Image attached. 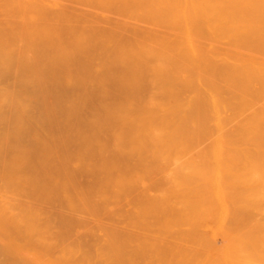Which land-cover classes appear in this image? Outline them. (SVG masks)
Listing matches in <instances>:
<instances>
[{
  "label": "rangeland",
  "instance_id": "374dc122",
  "mask_svg": "<svg viewBox=\"0 0 264 264\" xmlns=\"http://www.w3.org/2000/svg\"><path fill=\"white\" fill-rule=\"evenodd\" d=\"M21 1L22 4H25L27 0ZM34 1L40 2L39 4H41L42 9L40 13L33 14L23 11L17 3L3 4L0 7V38L3 39L6 45L5 47L10 48V53L12 55V61L10 62H3L0 60V264H264V233L259 232L258 234L257 232L256 235L248 236L233 235L230 233L229 228V213L235 210L242 215V219L246 221V223L254 224L257 222L260 223L264 229V183L254 179L246 172L244 161H237L233 164H229L227 171L220 176L225 178L229 183V188L225 189L221 187V184L218 182L220 178L217 180V178L214 177L212 171L213 166H211L216 138L222 134V132H235L237 130L236 126L239 123L244 122V120L252 116L259 117L263 115L264 97H249L248 100L250 102L246 107L240 108L238 115L233 117L229 111L221 110L216 112L215 106L211 102V96H203L196 93L197 91H202L200 88H193L197 90L195 92L191 90L192 88H187V86L185 88V82H182V86V83L178 81L181 87L176 82L175 87L177 91H175L176 89L174 88V91L172 90L173 92H169L171 89L167 90L168 92H163L165 89H163V91L162 89H160L161 91H155V87L152 88L151 86L138 90L139 92L137 93L130 94H119L112 90L104 91L100 82L101 69L99 67V61L101 60L102 64L107 63L105 61H108L110 56L108 60H106V58L104 59V57L107 54L111 55L109 51L113 49H117L118 53L122 52L121 55L118 56H126L127 54L124 51L129 47V44H126L128 45L126 47L125 43L121 42L124 38L121 40L122 36L115 32L118 30H115L116 26L114 27L112 24H118L115 23V21H122V24L125 22L122 25L124 28L121 27V23L118 24L123 30L118 28V26L117 28L121 30L118 31V33L123 32L125 38L128 37L127 39H130L129 36L136 34L135 29L139 28L138 30H140V33L146 35V37L143 36L144 39H141L142 41L145 40L150 33L147 26L149 27L152 23V19H147L151 20V23L148 21L150 24L147 25L148 22L144 23L141 17L144 23L142 27L144 26L143 28L144 30L146 29V33L148 29V34H146L145 31L141 32L143 28L139 27L136 20L133 19L135 18L133 16H136L138 13L135 12L137 9L135 10L134 7L135 11H133L129 7L130 2L134 0H130V2L128 0H123L124 2H122V4L121 2L118 3L120 4L118 6L122 5L123 7V3L126 1L129 2L127 9H129V12L132 10V12L135 13H128V15H131L128 17L130 20H128L127 15H125L128 11H125V13L124 11L121 12L122 9L117 6V10H121L120 12L122 15H120L118 14L120 12L117 11V13L114 11L116 10L115 8L111 10V7L109 8V0H103L102 5H105L104 7L107 8L102 7L101 10L99 6L97 8V6L92 4H88V6L84 4L81 5L75 0L74 2L72 0ZM115 1L116 0H113V2ZM153 1L151 2L153 3L155 11L157 10L156 12L160 14L159 10L161 9L163 13L165 10L162 9L164 8L157 7L159 6L158 2L164 0H156L155 3H158L157 7V3L155 4ZM168 1L166 2L168 3ZM171 1L173 2V0ZM210 1L212 2V0H190L189 2L187 1L188 4H186V0L185 2L181 0L182 3L184 2V4H182L180 0H177V3L180 2V5H185V7L187 5L189 6V3L191 4L190 6H193V3V8H195V6L200 7L201 11L199 7L197 10H193L190 6L188 7L191 9H189V12L192 11L191 13L193 14L194 12L197 13V15L194 14L193 16L190 15L191 13L187 16L188 8H183L184 11H186L185 16V13H183L186 19L189 16L194 18L197 16V20H200V18L208 20L210 18L211 22L212 18L209 17L210 15L208 14V16H206L207 11L211 13L213 10L216 15L218 14L217 12L222 11L220 8L223 7L230 12L229 8H227L229 6L226 0H223L224 3L221 0L223 5L221 2H218V6L220 4L222 5H220L221 7L219 6L220 8L217 7L219 11H217V8L213 7L215 4L212 2V5ZM227 1L232 2L233 0ZM234 1V4L238 3L236 5L237 7L235 5L231 7L233 10L235 8L236 11V8H238L243 1ZM262 1L260 5H258L259 3H255V5L260 6L259 8L261 9L262 7L264 8V5H262L264 0ZM151 2L149 3L151 4ZM239 2H241V4ZM250 2L251 1H249V3ZM133 3L131 2L132 5H136V0ZM162 3L160 2L165 8L169 7H166V5L171 4L170 2V4ZM177 3H172L173 5L171 6L174 7ZM228 3L229 5L233 4L230 2ZM244 3L248 5V8V2L246 3L245 1ZM244 3L239 6V9L241 7V11L242 8L245 7ZM145 4H147V2ZM139 5L141 9L138 8ZM148 5H145L146 11L150 9ZM224 5L226 7H224ZM181 6L179 9H177L178 5L174 7H177V11H173L175 12L173 15L183 12ZM251 6L256 9L254 10L251 8L252 11L257 12L256 7L258 6H254V3L251 4ZM124 7H126V5H124ZM136 7L138 11L140 10V14L141 11H145L143 8L144 6L140 3ZM147 7L149 8L147 9ZM153 7L150 11H153ZM213 8H215L216 11ZM251 9H247V12L243 11L240 14H244L245 12V16H248L247 13L250 12V17L248 16L247 18H251L253 14L256 15L252 17L254 23L251 21L252 19L249 21V24L252 23V28L248 27L249 24L247 25L245 24L246 22L243 21V18H245L244 15H242L241 19L237 18L239 10L235 15L238 20L233 16V18H231L232 20L234 19L235 22H228L232 28H229L227 18V20L224 19L226 20L225 22L221 18L219 20L220 22L218 20L216 21L215 18H213V20L216 22V25L218 24L217 27L220 26L224 29L228 27V33L226 30H223L226 34L232 33L227 36L229 40L233 38L234 40L232 41H236L239 39V35L237 37V34H244L246 32L243 35L246 39L240 36V40L242 39L241 41H243V44L240 43L244 46L245 41L254 33L250 31L251 34L246 35L250 33L248 32L249 28L254 30L253 28L255 26L253 27V24H258L255 30L256 28L259 29L261 25H259V23L264 22L261 21L264 19V12L259 9L260 12L258 11L259 13L256 14V12L252 13L250 11ZM198 10L201 15L197 12ZM227 10L226 13L229 14ZM233 10L232 12L235 14ZM145 12H142V15ZM154 12H151L152 15ZM156 12L155 15L157 14ZM202 12L204 14H202ZM214 12H212V14ZM220 12L217 17H221L220 15L222 13L220 14ZM261 12L262 14H260ZM123 13L125 18L121 17ZM149 13L147 12L145 15L148 16ZM162 13L161 15L157 14L160 20V16L163 15ZM169 13H171L169 14L171 15L170 18H173L172 12ZM116 14L120 15L118 17L122 18L121 21H118V19L121 18H118ZM167 14L168 12L166 13L165 11L162 17L167 16V18H169ZM227 14L222 15L224 17ZM240 14L238 15L239 17H241ZM258 15L263 19H261L260 22L255 19L258 21L256 23L254 18L257 17V19H260ZM147 16L145 17L147 18ZM149 16L151 17V15ZM180 16L182 17V14ZM153 18L155 21L156 19L154 16ZM170 18L168 22H170L169 25H172ZM194 18L191 19L194 20L196 25L199 20H196V23ZM125 19L129 21H127V24ZM159 19L157 18V20ZM144 20L146 22L145 18ZM204 20L203 22H205ZM132 21H134V23H132ZM154 21L153 24H151L152 26L150 25L152 30L154 27L153 25H155ZM183 21L178 19L177 22L172 23H174V25L178 23V26L185 30L186 25H182L185 23ZM191 21H188L187 25ZM236 21L242 22L237 23ZM138 22L140 24L142 23L140 21ZM161 22L162 21L159 23ZM201 22H199L201 27L204 25V28L206 26L209 30L212 28L214 32L220 28H216V26L213 28L212 25L215 24L214 22L212 25L209 22L206 25L201 24ZM243 22H245L244 28H248L246 31L244 29L242 31V28L241 30L239 29L240 26L238 25H242ZM163 23L164 21L161 24ZM179 23L181 24L179 25ZM232 23H237L239 30L234 27L236 24L232 25ZM161 24L159 26H161ZM192 24L190 25L194 28L193 30L199 28H195L197 25L194 26V24ZM209 24L211 28L207 27ZM178 26L176 27L178 28ZM188 26L186 27L187 30H189ZM111 27H114L113 30L115 31H113V33L115 32L114 35L117 34L116 36L121 41H117V38L112 37V31H108V29L112 30ZM241 27H243V25ZM40 28H44L45 31H48L49 35H47V33L38 34L37 30ZM131 28L134 30V33ZM155 28L156 27H154V30L158 31L157 34L159 35V29L157 28L156 30ZM177 28L174 26L175 30H177ZM234 28L237 30L234 31ZM263 28L262 26L260 30H263ZM104 29L107 31H104ZM167 29L163 30L166 31L165 34L162 32L160 35L163 34V36L165 35L167 37L166 33H168L169 35L167 38L169 39L171 38V34L175 37L178 36V34L187 32H181V30L178 29L177 33L173 31V34L172 32L170 33V28ZM191 29L190 31H192ZM200 29L201 28L198 30L202 31ZM207 30L206 33H203V31L202 33L198 32L199 36H201L200 34L207 35ZM209 30L208 32L210 33L212 30ZM219 30H221L219 32L221 34L222 29L220 28ZM190 31H188V34ZM258 31L256 30L255 33ZM195 32L197 33V31ZM225 32L223 33L225 34ZM91 33H101L102 36L111 33L112 36H109L112 38L109 39L113 40L115 38L117 41L113 44V42H115L114 40L113 42L109 41L111 42L109 43L107 40L108 38H104L107 40L104 43L102 38L103 45H109L106 49H110L109 51L105 50L107 54L103 55V58L99 57V50H93L88 55V58L83 54L81 60H61L56 62V60L52 61L54 54L44 49L47 41H58L61 39L62 43L66 45L67 39L71 34L84 36ZM154 33L156 34V32H153L152 37L155 36ZM193 33L194 31L190 35L195 37ZM215 33L210 34V38H208V36L202 37H207L209 44L204 41H208L207 39L202 40L206 44L200 42V44L202 43L201 45L207 46L208 44V46L211 47L210 49H208L209 47L205 49L204 46L198 45L197 41L201 38L195 41V39L191 37L192 44L195 41V45L204 47L203 50L208 51L204 52L201 48L197 49V46L194 47L195 45L193 44V47L196 48V54L194 49L192 51V47H189L193 52V54H190L192 56L188 54L192 58L186 57V52H188L189 48L185 51L188 45L183 47L182 41L186 42L185 37L183 38L184 34L179 35L183 38V40H181L178 36L180 39L177 40L181 42L179 46L182 44V48H186L183 50L180 46L183 52L185 51V53L179 51L181 52V56L183 55L184 57L186 55L184 58H188L189 61L190 59L192 61L193 57H195L196 60H194L198 65L202 66L204 64L203 68L205 71L210 69H206V67L211 64V61H207L206 63V60L202 58L204 57V59H206L207 56V59H210V57L214 58V56H216L217 53H215V55L212 53V51H215L212 50V45L215 43ZM220 34H217V36L219 35L220 37ZM256 34L254 36H256ZM139 35H137V37ZM212 35L214 36L211 37ZM222 35L223 34H221V37L224 38L225 35ZM232 35L234 37H231ZM258 36H260V34H258ZM258 36L257 39H255V37L252 39L258 41ZM135 38L136 36L132 39L135 40ZM159 38L160 36L157 37V40ZM167 38H165V40ZM187 38L190 41V36H187ZM211 38L214 41H210ZM220 38L217 42H221L223 38ZM154 39L156 38L154 37ZM228 39L226 40L229 41ZM130 40L129 42L131 45H134ZM159 40L162 41L161 39ZM171 40L174 41V39ZM188 40L186 44L189 43ZM223 40L222 43L224 45L221 43V46L224 48L227 43H230L224 42ZM250 40L246 43L247 45L252 43ZM124 41L127 40L125 39ZM152 41L151 43L153 45L154 41ZM149 42L150 41H148V43L144 42L145 46H142L146 48L142 47V50L149 49ZM163 42L165 43V41ZM169 42L171 44V41L168 40V42H166L167 44L165 43L163 47L166 48ZM217 42L216 45H218L217 47L219 48L220 44ZM259 42L263 43L264 41L262 42V39L258 41V44L263 48L264 43L262 46ZM134 43L136 44L135 41ZM210 43L213 44L211 45ZM235 43H238L239 47L241 46L239 42ZM146 44H148L149 47H147ZM160 44L155 45L157 48L155 50L165 49H161L163 47ZM174 44L177 43L174 42ZM174 44L172 42V45ZM192 44L190 41V45ZM137 46L139 47L141 45ZM137 46H133L134 49L132 50L130 49L132 47L128 49H130V51H136L139 49H135ZM153 46L151 48H153ZM157 46L161 48L158 49ZM215 46H213V48ZM249 46L256 47L257 43L256 46ZM177 47L175 51L166 49L170 52H177V50H180ZM226 47L224 48L225 50L228 49H226ZM234 47H237L236 44L233 48ZM218 48H216L217 52L220 50ZM229 48V50H232V42ZM250 48L251 47H249V49ZM104 49L105 47H103V51ZM237 49L239 48H236V52L238 53H244L243 51L247 50L246 48H243L244 50L242 51H238ZM155 50H150L154 51L153 53L147 50V53L157 62L160 59L164 60H160L158 63L168 61L165 63H168L167 65L172 68L171 63L175 59V53L173 54V52H171L173 54L171 57L172 54L169 53V51V54H167L166 50V59H162V54L164 53L160 51L158 55L157 52L155 55ZM200 50L204 52V54L208 53V55L210 52L209 50H211L212 55L203 56L204 54L201 52V55L203 54L201 58L200 54L197 55ZM229 50L227 51L228 53L221 50V52L223 51L222 55L218 52L217 56L219 57H215V61L212 59L214 64L209 66L211 69L212 66H217L216 68L219 69L222 60L224 59V62L226 60L224 63L226 67L222 64L223 68L219 70L213 68L214 71L220 75V71L224 72L230 70L229 72H231L235 64L237 62L240 63V61H237V58L240 59L241 54L237 57L234 53L233 57L237 58L233 60L232 54H229ZM233 50H235V48ZM114 52L116 53V51ZM142 52L143 51H141L140 54ZM224 52L226 55L228 54L230 56V59L237 62L234 63L229 61V59H225L228 55L224 57ZM255 52L256 51H253L254 54L252 55L247 53L250 57H246V53L243 54L245 59L241 56L244 60L249 58L247 60L248 62L245 61V63L249 65L246 66V64L240 63V68L237 67L240 64H236V67L242 75L239 72H237V74L244 76L243 79L248 75V79L252 76L253 80H255L256 78L254 79V77H257V74H259L257 72L261 67L256 69L257 67L255 68V65L257 66V64L253 66V64L256 63L254 61L258 60L259 62V55H257V52L255 55ZM258 52H261V50ZM263 52L262 49V54H260L264 57ZM138 53L139 52H137V54ZM147 53H142V57L144 54V58H146ZM250 53L252 52L250 51ZM135 54L133 53V57ZM137 54L135 56H137ZM149 54L147 58L151 59ZM177 54L178 52L176 55ZM194 54L199 56L202 60H199ZM220 55L223 56V59L220 58ZM253 55L256 56V59L251 58ZM118 56L114 55V57ZM155 56H157V58ZM167 56L172 58H169L172 60H170L171 63L167 60ZM126 57H118L121 59L118 60V62L124 61ZM133 57L130 56V60L129 58L127 59L130 61L127 62L129 64L122 61L126 63L125 66L130 65L129 67L127 66V69H129L128 74L125 72L122 73L121 70L123 71V69L120 67H118L120 71L113 67L114 69L112 70H116L117 72H115L114 76L118 74L117 77L121 78L123 74H127V78L148 77L149 79L147 78V80H150L152 76L155 77L153 72L156 71L158 67L156 62L152 64V59L150 60V65H152V67L155 65L156 68H152L151 66L148 67V64L146 65L148 62L143 63L148 69L151 67L150 72L147 69L144 73L143 69L146 67L144 66L145 68L142 69L143 65L141 62L149 60L147 58L143 60V58L139 56ZM158 57L161 58L159 59ZM183 57L179 58L182 60L184 59ZM136 58H138L139 61L142 59L140 62L136 60V62L142 65V67L140 66L143 70L140 69V72L142 71L144 74L142 76H137L140 72H137L138 69L136 66L138 63L135 64L136 62L133 61ZM179 58H176L178 62L180 61L184 65L188 64L186 62L187 60L184 61V59L183 61L185 63H183ZM219 58L222 60H218ZM250 58L251 60L254 59V61L252 60L254 63L251 62ZM242 59H240L241 62H244ZM115 60L117 61V59L114 58V62H116ZM197 60H199V62L203 61L204 63L199 64ZM227 60L231 63L227 62ZM84 61H91L90 64L93 75L89 78L82 76L80 73L86 65ZM111 61L113 62L112 59ZM131 61L133 62V69H137L135 72L131 70ZM177 61H173V63ZM216 61H220L221 63H217ZM249 61L254 68L251 67ZM263 61L264 59L260 61L259 65H262V63L264 64ZM215 62L217 63L216 65ZM108 63L111 62L108 61ZM165 63L162 65H165ZM190 63L188 65H190V69H192L191 73H193L192 75L194 76H192V79L195 80V77L197 78V76H195L197 70L195 69L196 65H194V62L191 63L192 66H195V68L193 67L195 69L193 71ZM113 64L111 63L110 65L114 66ZM116 64L123 65L117 62ZM177 64L178 63H175L176 66ZM230 64H232L233 67L229 69L228 67H231ZM103 65L102 71L105 69L107 70V68L110 69V67H107L109 64L105 65L107 68H103ZM198 65L197 68L199 67ZM244 65L247 68L250 66L251 69H247ZM165 66H160L161 70L158 67L159 70L156 71V75L159 71L161 73L163 68L164 73L158 74L163 77L164 75L162 74H165L164 79H167V75L171 74L167 80H170L172 76L173 80L175 79L174 76L181 79V77L187 76L185 72L189 69V67L186 66L185 69H187V67L188 69L182 70L178 65L177 67L181 70L180 73H182L180 74L174 72L178 68L174 69V71H170V69ZM176 66L173 64V68ZM164 67L170 71V73L167 72L166 74L165 72L167 70L165 71ZM244 67L247 71L242 69ZM182 68L184 69V67ZM237 68L235 72L238 71ZM125 69L124 71H126ZM199 69L201 70L202 68L200 67ZM106 70L103 72L109 74L107 77L110 76V73H112V75L114 74L111 69L110 72ZM200 70L198 74L203 73H200ZM249 70H253L252 73L254 74L255 72L256 74L254 76L250 75V73L248 74ZM261 70L262 69H260V71ZM132 71L135 75H132ZM205 71L204 74L207 73V75H209L208 72ZM118 72L122 75L120 76ZM226 72L223 73L225 75L228 74L226 76L230 74H232L230 76H237L235 73V75H233L234 71L231 73ZM129 73H131V75ZM187 73H190L189 70ZM263 73L264 68L261 71V74L264 76ZM204 74L200 75L199 79L203 77L205 79ZM219 74L216 75L219 76ZM112 75L110 77H113ZM262 75H259L257 79L259 80ZM187 77L191 78V75L189 74ZM210 77L211 76L208 78ZM124 78L122 77L121 79ZM155 78H159L160 81L163 80L159 75ZM189 78L186 79L185 77L182 81L192 80ZM156 79L153 78L152 80ZM175 80L177 81V79ZM148 88H152L153 90L145 91L146 89L148 90ZM181 88L182 91H180ZM156 89L159 90L158 87H156Z\"/></svg>",
  "mask_w": 264,
  "mask_h": 264
},
{
  "label": "bare ground",
  "instance_id": "6f19581e",
  "mask_svg": "<svg viewBox=\"0 0 264 264\" xmlns=\"http://www.w3.org/2000/svg\"><path fill=\"white\" fill-rule=\"evenodd\" d=\"M72 1L74 2V0H72ZM75 1H78L77 3H79V4H81V5L84 4V5H87V6H88V4H89V5L92 4V5L97 6V8H98V6H99V9H100V10H101L102 7L105 6V5H104V6L102 5L103 0H75ZM128 1L130 2V0H128ZM128 1H126V2H128ZM140 1L142 2V1H146V0H140ZM140 1H139V0H136V5H132V4H131V2L133 3V2H135V0L130 2V6H129V7H130L133 11H135V10L137 9V11H135L136 13H137V12H138V13L140 12V10L138 11V8L141 9V6H140V5H139L138 8L136 7V6H138L139 3H140L142 6H144L143 8L145 9V7H146L145 5H148V3L151 2V1H153V0H151V1H150V0H147V1H146L147 4H145L146 2H142V3H144V4H142ZM155 1H156V0H154L153 2L155 3ZM157 1H159V0H157ZM166 1H168V0L159 1V2H158V3H159V6H158V3L156 2V3H157L156 7L158 6L157 8H164V9H162V10H165L166 13L168 12L167 15H168L169 18H170L171 15H169V14H171V13H169V12H172V15H173V13H175V12H173V11H177V10H176L177 7H176V8H174V7L178 5V8H177V9H179L180 6H181V5H180L181 0H180V2H178V3H177V0H175V1L173 0V2H172L171 0L168 1V3H169V2L171 3V4L169 3L170 5H166V4H165L166 7H167V6L170 7V8L167 7V8H169L168 10H166L167 8H165V6H162V5L160 4V2H161V3H162V2L167 3ZM178 1H179V0H178ZM182 1H183V0H182ZM187 1L189 2L190 0H186V4H188ZM193 1H197V0H193ZM215 1H216V3H215ZM215 1L212 0V2L215 4V6L213 5V3H212L211 1H210V2L212 3L213 7L217 8V7H219V6L221 5V4H220V5L218 6V4H219L218 2H221V3H222L223 0H222V1H221V0H220V1H219V0H218V1L215 0ZM233 1H234V0H233ZM233 1L231 2V1H227V0H226L227 5L229 6V7H227V8H229V11H230V12H228V10H227L226 8H223V7H222L223 9L220 8V7L223 5L224 1H223L222 5L219 7L220 10H222L223 12H222V11L220 12V11H219V8H217V9H218L217 11H219L220 14L222 13L223 15H224V14H227V13H226V10H227V12H228L229 14H227L226 16H224L225 18L223 17L222 14L220 15L221 17L218 16V17H219V18H218L217 15H219V12H217L218 14L215 15V12H214L213 10H212V12H214L213 14H212V12L210 13L209 11H207V12H206L207 15H206V13L203 11V12L205 13L206 16H208V14L210 15L209 17L212 18V19H211V22H210V18L208 19L209 21H208V20H204L203 18H202V19L200 18V20H201L202 22H203V20H204L205 22L202 23V22L198 19L199 22H201V24H205V25L208 24V22L211 23V25L215 23L214 25H212L213 28H214V26H216V28H218V27H220V26L217 27L218 24L216 25V22H214L213 18H215L216 21H217V20L219 21L220 18H221L222 20H224V19L227 18V19H228V20L226 19V20H227V23H228V22H233L234 19L232 20V18H233V16H234L235 19H236V16H235V15L237 14V11H238V10H239V12H238L239 14H240L241 12H243V11L247 12V9H251V8L254 9V10H256L254 7H252L253 5L251 6V4L254 3V6H258V5L261 4V1H262V0H261V1L259 0L260 2L257 0L259 4L257 3L256 0H253V1H252V0H249V1L252 2V3L250 2L251 4L249 3L248 0H239V1H243V3L246 1V3L248 2L249 7L251 6L250 8H249V7L247 8L248 5H246V4L244 3L246 8H245L244 6H243V7H244L246 10H245L244 8H242V11L240 10L241 7H240V9H239V6L243 5V3L241 4V2H239L241 5H239L238 8H236V11H235V8H234V10H233V8H232L231 6H234V5L236 6L238 3H237V4H234ZM106 2H108V1H106ZM109 2H110L109 8L111 7V8H110L111 10H112L113 8H115L116 10H114V11H116V12H117V11L120 12V11H121L120 9L117 10V8L120 7V8L122 9L121 12L124 11V13H125V11H128V12L125 13V15H127V18H128L129 16H131V15H130L131 13H134V12H132V10L129 12V9H127V8H128L127 6H128V4H129V2H128V3H126V2L123 3V7H122V5H121V6H118V5H120V4H118V3L121 2V4H122V2H124L123 0H118V1L116 0L115 2H113V0H112V1L109 0ZM109 2H108V3H109ZM112 2H113V3H112ZM175 2H176L177 4H176L174 7L171 6V5L175 4ZM184 2H185V0H184ZM184 2H183V3L181 2V3L184 4ZM228 2H230L231 4L233 3V4H232V5H229ZM234 2H237V1L235 0ZM262 2H263V1H262ZM11 3H17V4H19V7H20L23 11H27L28 13H33V14H34V13H40L41 10H42V9H41V4H39L40 2L38 3V1H34V0H27L25 4H22V1H21V0H0V7H1L3 4H11ZM75 3H76V2H75ZM111 3H112V4H111ZM156 3H155V4H156ZM164 3H162V4H164ZM168 3H167V4H168ZM172 3H173V4H172ZM198 3H199V2H198ZM255 3H257L258 5H255ZM133 4H135V3H133ZM155 4H154V6H155ZM112 5H113V7H112ZM114 5H115V6H114ZM124 5H126V7H124ZM151 5H152V6H151ZM160 5H161V6H160ZM190 5H191V4L189 3V6H190ZM192 5H193V6H190V7L193 8V7H194V4L192 3ZM198 5H199V4H198ZM216 5H217V6H216ZM262 5H264V3H263ZM262 5H261V6H262ZM117 6H118V7H117ZM131 6H132V7H131ZM148 6H150L149 11H146V9H145V11H146V12H145V11L142 9L143 11H141V14H140V13H139V14L137 13L136 16H135V15L133 16V17H135V18H133V17H131V18L135 19V20H136V23L138 24V26L141 27V28H143L144 26L142 27V25H144V23H147L148 21H149V22L151 21V20H147V19H152V21H151L152 23H151V22H150V23L153 24V21H154V20H153V19H154L153 16H154L155 19H156V20H155L156 23H157V22H158V23H157V26H156V23H155V21H154V24H155V25H153V26L156 27V28H155L156 30H157V28L159 29V31H160V32H159V35L157 34L158 31H155V30H154V27H153V30L151 29V26H152V25L148 22L147 25H149V24L151 25V26L149 25L150 28L147 26V28L150 30V33H149V34H150V37H149V34H148V29H147V33H146V29L144 30V28H143V30H141V32L145 31V33L148 34V35H147V36H148V37H147L148 39L145 38V40H142V41H141V39H144V37H146V35H143V33H140V30H138L139 28H138V29H135V30H136V32H135L136 34H134V35H133L134 30L131 28L132 31H133V33H132L133 36H129L131 40H130V39H127L128 37L125 38V35H123V32L118 33V31H121V30H123V28H124L122 25H123L125 22L123 21L124 23H123V24L121 23V22H122V21H121V20H122L121 17H124V18H125V15H124V13H123V16L118 17V16L122 15V13H121V12H120V13L117 12L118 14H120V15H117V14H116L117 17H118V18H121V19H118V18H117V19H118V21H121V22H116V21H115V23H118V24L121 23V27H123V28L121 29L120 26H118V24L115 25V24L113 23L112 25H114V27L116 26V27H115V30H118V31L113 30L114 27H111L112 30L108 29V31H112L113 36H112L111 33H110V34L107 33V34L105 35L106 37H105L104 35L102 36L101 33H99V34L91 33V34L84 35V36H82V35H78V34H71V35L69 36V38L67 39V44H66V45H64V44L62 43L61 39H59L58 41H52V40H51V41H47L48 43H47V42L45 43V47H44V49H45V50H49V52H50L51 54H52V53L54 54V55H53V60H52V61H55V60H56V62H59V61H61V60H68V61H77V60H81V56H82V58H83V54H84V56H85L86 58H88V55H89L90 52L93 51V50H99V57H100V58H101V57L103 58V57H104L103 55H106V54H107V53H105V52H107V51L110 50V49H108V48L106 49V47H108L109 45H106V46L103 45V40H104V43H105V41H107V40H108V42H109V41H112V42H113V40H114L115 42H113V44H115L118 40H120V39H118V37L116 36V35L118 34V35L122 36L121 40L124 38L123 41H121V40H120V41H121L122 43H125V45H126V44H129V47H132V48H130L131 50L134 49L135 45H136V46H137V45H141V46H139V47L137 46V47L135 48V49L139 48V49H137L138 51L136 50L137 52H139L138 54H137V52H136L135 50L130 51V49H128L129 47H128L127 50H125V51H124V49H123V51L126 52L127 55H126L125 53H124V54H125L127 57H128V55H129V57H128L129 60H130V56L133 57V53L135 54V52H136L137 56H139V57L143 58V60H145V59L148 57V54H149V53H147V50L150 51L151 49H152V50H153V49H154V50L157 49L155 45H159L160 42H161L160 45H161L162 47L165 46L164 44H165L166 42H168V40L171 41V44H170V42L168 43L170 46L172 45V42H173V44H174V42L177 43L178 45H177V44H174V45L179 46V43H181V42H179V40H177V39H180V38L182 37V36H179V35H181V34H182L181 32H183V31H187V32H186L187 35H186V33H183V34L186 35V36H184V35L182 34V35H183V38L185 37L186 42H187V40H188V38H189V37L187 38V36H190V38L193 37V36H191L190 34L194 31L193 34H195V37H193V38L195 39V41H196V39L198 40V38H201V39H199L200 41H199V40L197 41V42H198V45H201L202 43H203V44H206V43L209 44V40L207 39V37H206V38H202V37H204V36H208V38H210V34H212V33L214 34V33L216 32V33H215L216 36H214V35L211 36V37H213V36L215 37V43H214V44L216 45V42H217L218 39L221 37V34L225 35L226 32H227V29H228V27H227V29H226V28L224 29V28L220 27V28L222 29V33H221V34L219 33V32L221 31V30H219L220 28H218V30H217L218 33H217V31L214 32V31L212 30V28L210 27V24L207 25V27L211 28V30H212L213 32H212L211 30H209L208 28H206V26H205V28H204V25L202 26V27H203V29H202L200 23H199V22L197 23V21H198V20H197V16H196L197 13L194 12V14H196V15H195L196 18L192 17L194 14L191 13L192 11L189 12V9H190V8H188V7H189L188 5H187L186 7H185V5L181 6L183 12H180V13H179L180 15L182 14V17L185 18V19H183L179 14H177V15L174 14V15L172 16L173 18H170V19H171V20H170V21H171V24L173 25V26H172V25H169L170 22H168V21H169V18H167V16L162 17V16H164V12H165V11L162 13V12H161V9H160V10H159V11H160V14L157 13V12H156L157 10L155 11V8L153 7V3H152V2H151V4L149 3ZM134 7H135V10H134ZM152 7H153L154 9H153V11H150V10H152ZM198 7H199V6H198ZM198 7L195 6V8H193V10H194V9L197 10ZM224 7H226V6L224 5ZM230 7H231L232 9H231ZM236 7H237V6H236ZM259 7H260V6L256 7V8H257V12L254 11V12H256V14L260 12L259 9H260L262 12H264V8L262 7V9H261V8H259ZM104 8H107V7H104ZM124 8H125V9H124ZM148 8H149V7H147V9H148ZM172 8H173V9H172ZM183 8H184V9H187V8H188L187 16H188L189 13H191L190 15H192L191 17L189 16L190 18L188 17L189 19L187 18L188 21H191L193 18L195 19V21L197 20V21H196V23H197L196 25H197V26L195 25L194 20H192L193 22L191 21L188 25H190V24L193 23L194 26H196L195 28H197V27L201 28L200 30H202L203 33H204V32L206 33V30H207V29H208L209 31H211L212 33H211V32L209 33L208 30H207V35L200 34L201 36H199V33H198V32L202 33V31H199V30H198L199 28L196 29V30H193L194 28H193L191 25H190V26L187 25L188 21H187L186 17H184V16L186 15V13H185L186 11H184ZM215 8H213V9L215 10ZM258 8H259V9H258ZM224 9H225V10H224ZM230 9H231V10H230ZM243 9H244V10H243ZM252 9H251L250 11H251L252 13H254V12L252 11ZM102 10H103V9H102ZM171 10H172V11H171ZM190 10H191V9H190ZM199 10L201 11L200 7H199ZM199 10H198L197 12H199ZM210 10H211V9H210ZM232 10L235 12V14H233ZM154 11H155L158 15H161V13L163 14L162 16H160V17H161V20L159 19V16H157V14L155 15V12H154ZM159 11H158V12H159ZM179 11H180V10H179ZM215 11H216V10H215ZM224 11H225V13H224ZM258 11H259V12H258ZM105 12H106V11H105ZM142 12H145V13H147V12H148V13H149V12H150V13H151V12H154V14L152 15V13H151V14L149 13L148 16H147V15H145V13L142 15ZM203 12H202V14H204ZM208 12H209V13H208ZM245 12H244V14H243V13L240 14L241 17H239V16H238L239 14H237V18H240V19H241V18H242V15H244V17H245V18H243V21H245L246 23H245V22L242 23L243 27H241V26H242L241 24L238 25V26H240V28L237 26V23H240V22H242V21H239V22L236 21L237 23H234V24H236V26H234V27H236L237 29L239 28L240 30H241V28H242V31H243V29H244L245 31H246V29H248V28L245 29V28H244V25H245V24L248 25V24L250 23L249 21L252 19V17H253V16H256L255 14H253V16H251V18H247V17L249 16V13H250V12L248 11V12H249V13H247L248 16H245V15H246ZM262 12H261L260 14H262ZM128 13H130V14L128 15ZM183 13H185L184 16H183ZM107 14H108V12H107ZM111 14H112V12H111ZM114 14H115V12H114ZM134 14H135V13H134ZM199 14H200V12H199ZM199 14H198V15H199ZM211 14L213 15V17H212ZM231 14H233V15H231ZM260 14H259V15H260ZM109 15H110V13H109ZM116 15H115V16H116ZM132 15H133V14H132ZM138 15H140V16H138ZM141 15H142V16H141ZM149 15H151L152 18H151ZM165 15H166V14H165ZM200 15H201V14H200ZM200 15H199V16H200ZM259 15H258V16H259ZM263 15H264V13H263ZM110 16H111V15H110ZM145 16H147V18H146ZM176 16H177V17H176ZM179 16H180V18H179ZM215 16H216V17H215ZM227 16H230V17H227ZM261 16H262V15H261ZM111 17H112V16H111ZM136 17H139L140 19H139V18H136ZM141 17H142L144 23H143ZM149 17H150V18H149ZM156 17H157L159 20H157ZM200 17H202V16H200ZM203 17H204V16H203ZM222 17H223V18H222ZM231 17H232V18H231ZM249 17H250V16H249ZM112 18H113V17H112ZM127 18H126V19H127ZM144 18L146 19V22H145ZM166 18H167V19H166ZM174 18H175L176 20H175ZM181 18H182V19H181ZM191 18H192V19H191ZM204 18H205V17H204ZM230 18H231L232 21L230 20ZM246 18H247L248 20H247ZM258 18H260V19H257V17H256V18H254V20L256 19V20H259V22H260V20L263 19L264 16H263V18L260 17V16H259ZM115 19H116V18H115ZM126 19H125V21H126ZM138 19H139V20H138ZM165 19H166V21H165ZM172 19H173V21H172ZM178 19H180V21H183V20H186V21H187V23H186V21H183V22H185V23L182 24V25H184V26L186 25V26H185V30H184V28H181L180 26H178V23H177L176 25H174V23H172V22H177ZM190 19H191V20H190ZM240 19H239V20H240ZM244 19H246V20H244ZM109 20H111V19H109ZM128 20H130V19L128 18ZM128 20H127V21H128ZM212 20H213L214 23L212 22ZM226 20H224V22H225ZM236 20H238V19H236ZM256 20H255V22L257 23L258 21H256ZM127 21H126V24H127ZM138 21H140V22H142V23L140 24ZM160 21H162V22L164 21V23H163L164 26H163V24H161L162 22L159 23ZM206 21H208V22H206ZM247 21H248V22H247ZM251 21L254 23L253 19H252ZM261 21H264V19L261 20ZM128 22H129V21H128ZM167 22H168V23H167ZM219 22H220V21H219ZM222 22H223V21H222ZM234 22H235V21H234ZM130 23H131V22H130ZM132 23H134V21H132ZM165 23H166L167 25H166ZM244 23H245V24H244ZM256 23H255V24H256ZM263 23H264V22H261V23H259V25L261 24V25L264 27ZM139 24H140L141 26H140ZM160 24H161V26H159ZM180 24H181V23H179V25H180ZM193 24H192V25H193ZM228 24H229V23H228ZM234 24L232 23V25H234ZM107 25H108V24H107ZM128 25H129V23H128ZM135 25H136V24H135ZM168 25H169V27H168ZM198 25H199V26H198ZM247 25H246V26H247ZM256 25H258V24H256ZM256 25L253 24V27H254V26L256 27ZM261 25H260V27L258 26L259 29L256 28L257 31L260 30V28H262ZM117 26H118V28H120L121 30L118 29ZM138 26H137V27H138ZM145 26H146V25H145ZM162 26H163V27H162ZM170 26H171V27H170ZM174 26H175V28H177L176 26H178L177 30L174 29ZM187 26H188V29H189V30H187V28H186ZM228 26H229V28H232V26H230V24H229ZM137 27H136V28H137ZM159 27H160V28H159ZM161 27H162V28H161ZM164 27H166V28H164ZM182 27H183V26H182ZM190 27H191L192 29H191ZM248 27H251V28H252V23L249 24ZM255 27L253 28L254 30H252L251 28H249V31L247 30L248 32L252 31V32H254V33H252L253 36H252L251 32H250V33H247L246 35L251 34V37H250L248 40H246V41L244 40V39H246L245 36H243L246 32H245L244 34H243V33H242V34H237V33H236V34H237V37H238V35H239V37H238V38H239V39H238L239 41H238V40H236V41H232V40H234L233 38H231V40L228 39L227 36L230 35V34H232V33H230V34H226L224 38L221 37V38H223L224 40L220 38V39H221V42H217V43L220 44V47H221V48H223V47L221 46V45L223 44V43H222V40H223L224 42H225V41H226V42H229L230 44L227 43L228 45L225 43L227 47L224 46V48H225V47H226V49L228 48L227 50H225L224 48L221 49L220 47L218 48V47H217L218 45L215 46L213 43H212L213 45L210 43V44L212 45V50H215L214 52L212 51V53H213L214 55H215V53H217L216 56L213 55L214 58H213V57H210L211 60H210V59H207V56H206V59H204V57H203V56H205V55H208V53H207V54H206V53L204 54V52H206L207 50H206V51L203 50L204 47H205V49H206V47H207V48L209 47L208 44H207V46H206V45H201V46H204V47L197 46V45L194 44L195 41L193 40V41H194L193 44L195 45L194 47L197 46V49L201 48V50L204 51V52H202V51L200 50V51L198 52L197 55H199V54L201 55V52H202L204 55L202 54L203 56L201 55V58L203 57L202 59H203V60H206V61H205L206 63H207V61H209V62L211 61V64H214V61L216 60L215 57H219V56H217V55H218V52H220L221 55H222V52H223V51H225L226 53H228L227 51L230 49V48H229V45H230V47H231V42H232V50H233L234 48H235V50H233V51H232V50H229V52H230L229 54H232V58H233V60H234V59L236 60V58L238 57L239 54H241V55H240V59H242L241 56L244 57L243 54L246 53V54H245V55H247L246 57H248V56L250 57V55L254 54L253 51H256L258 54L255 52V55H256V54L259 55V56H258V57H259V62H258V60H257V61H254V59H256V58H255L256 56H254V55H253V57L251 56V58H254V59H252V60H253L254 62H256V63H254V62L251 60V58H250V60H251L252 63H254L253 66H254L255 64H257V66L255 65V68L257 67L256 69H258V67H261V68H259V71H260V69L263 70V68H264V67H263L264 64L262 63V65H263V66H262V65H259V63H260L261 60L264 59V57L261 55V54H262V53H261V52H262V49H263V51H264V46H263V43H264V42H263V41H264V37H263V35H264V33H263V32H264V28H263V30L261 29L262 32H261V30L258 31V32H256V33L260 34V36H258V34L255 33V31H256V30H255ZM129 28H130V26H129ZM167 28H168V29L170 28L169 31H170V33L172 32L173 34H174L175 31H176V33H177L178 29H180L181 32H180V30H179V32H180L181 34H178V36H179L180 38H179L178 36H175V37H174V36H172V34H171V38L169 39V38H167L168 35H169L168 33H166L167 37H166L165 35L163 36V34H165V32H166V31H163V30H164V29H167ZM216 28H215V30H216ZM160 29H162V30H160ZM168 29H167V30H168ZM171 29H173V30H171ZM182 29H183V30H182ZM190 29H191L192 31H190ZM204 29H205V30H204ZM223 29L226 30V32H225ZM237 29H236V30H237ZM239 29H238V30H239ZM250 29H251V30H250ZM102 30H103V29H102ZM105 30H106V29H104V31H105ZM127 30H128V29H127ZM151 30H152V31H151ZM236 30H235V28H234V31H236ZM106 31H107V30H106ZM113 31H115L117 34L114 35L115 32L113 33ZM124 31H125V30H124ZM132 31H131V32H132ZM137 31H138L139 33H138ZM173 31H174V32H173ZM188 31H190L191 33L189 32V34H188ZM195 31H197V33H196ZM37 32H38V34H40V33H41V34H42V33H43V34H46V33H47V35H49V32H48V31H45L44 28H40V29H38ZM129 32H130V31H129ZM153 32H156L157 37L160 36L159 39H161L162 41H160L159 39H158L159 41L157 40V37H156V34H155V33H154L155 36L152 37V35H153L152 33H153ZM162 32H164V33L161 34V35H162V36H161L160 33H162ZM223 32H225V34H224ZM229 32H230V31H229ZM238 32H239V31H238ZM137 33H138V34H137ZM176 33H175V35H176ZM208 33H209V35H208ZM227 33H228V32H227ZM240 33H241V31H240ZM261 33H262V34H261ZM121 34H122V35H121ZM139 34L142 35V36H140ZM196 34H197V35H196ZM217 34H220V37H219V35L217 36ZM255 34H256V36H254ZM109 35H111L112 37L117 38V39H116L117 41L115 40V38H114L113 40H112V39H109V38H112V37L109 36ZM137 35L140 36V37L138 36L139 39H138ZM202 35H203V36H202ZM223 35H222V36H223ZM261 35H262V36H261ZM107 36H108V37H107ZM135 36H136L135 40L132 39V38L135 37ZM143 36H144V37H143ZM240 36H241L242 38H244V39H243V40L245 41L244 46L241 45V43H242L243 41H241L242 39L240 40V38H241ZM249 36H250V35H249ZM257 36H258V38H259L258 41H259V40L261 41V39H262V42H263V43H261V42H259V43L262 44L263 48L261 47L260 44H258V41L255 40V39H257ZM142 37H143V38H142ZM151 37H152V38H151ZM154 37H155L156 39H154ZM162 37H163V38H162ZM172 37H173V38H172ZM216 37H217V40H216ZM218 37H219V38H218ZM226 37H227V38H226ZM229 37H230V36H229ZM231 37H234V36L232 35ZM246 37H247V36H246ZM253 37H255L254 40L252 39ZM102 38H103V40H102ZM104 38H106V39L108 38V39L106 40V39H104ZM165 38H167V39L165 40ZM175 38H176V39H175ZM183 38H181V40H183ZM225 38L228 39L229 41H227ZM125 39H126L127 41H124ZM149 39H152V40L154 39V40H153L154 42H153L152 40H149ZM163 39H164V40H163ZM171 39H174V41H172ZM203 39H207L208 41L204 40V41L206 42V43H205V42L202 41ZM250 39H251V40H250ZM56 40H57V37H56ZM129 40H130L131 42H133L134 45H131V43L129 42ZM139 40H140V42H143V43H140ZM147 40L150 41V42H149V46H150V47L148 46V44H146V46L149 47V49H144V50H145V52H144V50H142V49H143V48H146V47H143V46H145V45H144V42H145V43H148ZM155 40H156V42H155ZM176 40H177L178 42H177ZM212 40H213V39L211 38L210 41H212ZM249 40H250V42H252V43L247 45L246 43H247ZM134 41L136 42V44L134 43ZM146 41H147V42H146ZM151 41L153 42V45H154L155 47L152 45ZM157 41H158V42H157ZM163 41H165V43H164ZM188 41H189V40H188ZM190 41H191V44H192V38L190 39ZM190 41H189L188 44H186L185 41H182V44L184 45L183 47H186V46L188 45V46L186 47L187 49H186V48L183 49L182 46H181L182 44H181L180 46H181V48H182L183 50L186 49L185 51H187L189 47H190V48L192 47V51H193V49H194V52H195V54H196V48L193 47V44L190 45ZM213 41H214V40H213ZM230 41H231V42H230ZM121 42H120V43H121ZM183 42H185V43H183ZM197 42H196V43H197ZM200 42H202V43L200 44ZM233 42H234V43H235V42H239V43L241 42V43H240L241 46L239 47L238 43H235L237 47H234V48H233V46H235V44H234ZM250 42H249V43H250ZM106 43H107V42H106ZM109 43H111V42H109ZM109 43H108V44H109ZM122 43H121V44H122ZM137 43H138V44H137ZM150 43H151V44H150ZM155 43H156V44H155ZM158 43H159V44H158ZM221 43H222V44H221ZM253 43H255V44H253ZM256 43H257V46H256ZM166 44H167V43H166ZM242 44H243V43H242ZM245 44H246V45H245ZM116 45H117V44H116ZM116 45H115V46H116ZM142 45H143V46H142ZM151 45L153 46V48H151V47H152ZM169 45H167L166 48L169 49V50H174V51H175V48H176L177 46L172 45V46L170 47ZM185 45H186V46H185ZM189 45H190V46H189ZM223 45H224V44H223ZM249 45H255L256 47H254V46H253V47H254L255 49H256V48H258V49L255 50L252 46H249ZM5 46H6V45H5L4 41H3V39L0 38V60L3 61V62H10V61H12V60H11V59H12V55H11V53H10V48L5 47ZM113 46H114V45H113ZM127 46H128V45H126V47H127ZM133 46H134V47H133ZM180 46L177 47V48L180 49V50H177V52H178L177 55H176L177 52L171 51V52H173V54L175 53V55H176V57H175V55H174V58H175V59H176V58H179V57H181V58L183 57V55L181 56V54H180L181 52H182V53H185V51L183 52V50L180 48ZM213 46H215L216 48H218V49H220V50L217 52V51H216L217 49H216L215 47L213 48ZM247 46H249V47H251V48L249 49V47H247ZM103 47H105L104 51H103ZM110 47H111V46H110ZM120 47H121V45H120ZM123 47H124V45H123ZM142 47H143V48H142ZM157 47H158V49L161 48V47H159V46H157ZM172 47H173V49H172ZM259 47H260L261 49H260ZM140 48H141V49H140ZM164 48H165V47H163V48H161V49H164ZM166 48H165V49H166ZM190 48H189V50H188L189 53L186 52V55H187V56L185 55L186 57H190V56H192V55H190V54H193V52L191 51ZM210 48H211V47H209L208 49H210ZM236 48H239V49H237L238 51H239V50L242 51V50H244L245 48H246L247 50H244V51H243L244 53H242V52L238 53V52H236ZM240 48H241V49H240ZM243 48H244V49H243ZM252 48H253V49H252ZM165 49H164V50H165ZM167 49H166V50H167ZM105 50H107V51H105ZM128 50H129V51H128ZM164 50H158V51L155 50V53H154V54L156 55V52H157V55H158V52L160 53V51H161L162 53L165 54V55L162 54V55H163L162 59H166V55L169 54V53H171V52H170L169 50H167V54H166V50H165V52H164ZM221 50H223V51L221 52ZM248 50H249V51H248ZM259 50H261V52H258ZM111 51H112V52H111ZM111 51H109V52L111 53V55H110V54H107V55L104 57V59L106 58V60H108V59H109L108 57L110 56V59H109L108 61H110L112 64H113V63L116 64V62H117V63H122V64L125 66L127 62H130V61L127 60L128 58H127L126 56H118V55H121L122 52L118 53V52H117V49H113V50H111ZM114 51H116V53H115ZM118 51H120V50H118ZM134 51H135V52H134ZM141 51H143L142 53H144V54L147 53V54H146V55H147L146 58H144V57H145L144 54H143V57H142V53L140 54ZM149 51H148V52H149ZM168 51H169V53H168ZM179 51H181V52H179ZM209 51H210V52H209V55L211 56V55H212L211 50H209ZM231 51H232V52H231ZM250 51H251L252 53H250ZM103 52H104V53H103ZM109 52H108V53H109ZM127 52H128V53H127ZM129 52H132V53H129ZM150 52L153 53L154 51H150ZM190 52H191V53H190ZM207 52H208V51H207ZM225 52L223 53V54H224V57H226V56L228 55V54L226 55ZM112 53H113V54L115 53L114 55H115V56L117 55V56L120 57V58L126 57V59L124 58V59H125L124 61L122 60L123 62H126V63H123L122 61H121V62H118V60H121V59L118 58V57H114V55H113ZM117 53H118V54H117ZM220 53H219V54H220ZM234 53H235V54H234ZM237 53H238V54H237ZM247 53H249L250 55L247 54ZM260 53H261V54H260ZM263 53H264V52H263ZM130 54H132V55H130ZM136 54H135V55H136ZM171 54H172V53H171ZM171 54H170V55H171ZM173 54L171 55V57L173 56ZM179 54H180V55H179ZM188 54H189L190 56H189ZM195 54H194V55H195ZM233 54H234L235 56H237V57H236V58L233 57V56H234ZM122 55H123V54H122ZM135 55H134L133 58L137 57V56H135ZM170 55H169V56H170ZM178 55H179V56H178ZM197 55H195V56H197ZM209 55H208V56H209ZM221 55H220V56H221ZM149 56H150V58L152 57L150 54H149ZM185 56H184V57H185ZM228 56H229V55H228ZM228 56H227L225 59H229V61H232V62H234V63L237 62V61H240L241 64H246V66L249 65L248 63H245V61H247L249 58L246 59V60H244V59H245V57H244V59H242V60H244V62L242 61V62H243V63H242L240 59L237 58V61H233L232 59H230V56H229V57H228ZM155 57L157 58V56H155ZM164 57H165V58H164ZM171 57H168V56H167V60L170 61V60L172 59ZM184 57H183V58H184ZM114 58L117 59V61L115 60L116 62H114ZM133 58H132V59H133ZM141 58H140V59H141ZM158 58H159V57H158ZM160 58H161V57H160ZM160 58H159V59H160ZM169 58H171V59H169ZM190 58H192V57H190ZM190 58H189V59H190ZM197 58H199V56H197ZM201 58H199V60H200ZM220 58L223 59V56H221ZM220 58H219L218 60H220ZM261 58H263V59H261ZM111 59L113 60V62L111 61ZM132 59H131V60H132ZM147 59H148L149 61L145 60V61L141 62L142 65H143V63L148 62V63H146V65L148 64V67H149V66L152 67V65H150V63L152 62V64H153V63L156 62V63L158 64V67H159L160 70H161V67H163V66H165V65L168 67V69H170V71H172V70L174 71V69H177V68H178V67H177L178 65H179V68L182 69V70H187L188 67H189L188 70H189L190 73H187L188 70H187L186 72H185V71H182V72H185V73L187 74V76H188L189 74L191 75V78L185 76L186 79H188V78H189V79H192V76H193V75H192L193 73H191V70H192V69H190V65H188L190 62H191V63L194 62V63H195L194 65H196V68H195V66H192V64L190 63L191 66H192L191 68L194 67L195 69L198 70V69L201 67V68H202L201 70H203V71H201V70L199 69V70H200V73L203 72V73H201V74H198V73H199V70H198V71L196 70V72H195V73H196L195 76H197V78L195 77V80H196V79H199L200 75L204 74V71H205L204 68H203V65H204L203 63H204V62H203V61H200V62H199V60H197V61L199 62V64H201V63L203 64L202 66H201V65H198V63L195 61V60H196L195 57H193V60H192V61H191V59H190V61H189L188 58H187V59L184 58L185 60H184V59L181 60V59L179 58L181 61H183V60L186 61V60H187V61H186V62L188 63L187 65H186V64H185V65L182 64L180 61L178 62V61H177L178 59H176V60L174 59L173 61H177V62H174V63H173V61L171 60L172 63H171V61H170V63L172 64V66H171L172 68H170V67L167 65L168 63H167V64L165 63V62H168V61H165V62H164L165 65H162V64H164V63H158L161 59H160V60L157 59V60H159L158 62H157L156 60L152 59V58H151V59H152L154 62H153L151 59H149V58H147ZM194 59H195V60H194ZM202 59H201V60H202ZM212 59H213V60L215 59V60L213 61ZM222 59H221V60H222ZM257 59H258V58H257ZM99 60H100V59H99ZM136 60L139 61L138 58H136V59L133 60V61L136 62ZM141 60H142V59H141ZM141 60H140V61H141ZM150 60H151V62H150ZM221 60H220V61H221ZM102 61H103V59H102ZM108 61H105V62H107V63H103L104 65L102 64L101 60L99 61V67H100V69H101V78H100V82H101V87H102V89H103L104 91L112 90V91H114V92H116V93H119V94H130V93H137V92H139L138 90H141V89H144V88H146V87H148V86H151L152 88L155 87V91H161L160 89H162V91H163V89H165L166 91L164 90L163 92H168L167 90L171 89L169 92H173V91H174V90H173L174 88L176 89L175 91H177V88L175 87L176 82H177V83H178V81H179L180 83L185 82V83H184L185 88H186V86H187V88H188V87H189V88H192L191 90H194V92L197 91V90H195V89H193V88H200V89H202V91H199V92L197 91L196 93H198V94H200V95H203V96H211V97H212L211 102H212V104L215 106V111H216V112L221 111V110H223V111H229L233 117H235L236 115H238V111H240V108H244V107H246V105L250 102V101L248 100L249 97H254V98L264 97V76L261 74V71H262V70H261L260 72H259V71L257 72V73H259V74H257V77H256V76L254 77V79L256 78L255 80H253V77H252V76H250V78L248 79L249 76H248L247 74H246V75L248 76V77L246 76L247 79H246V78L243 79L244 76H241L242 74L239 72V70H238V68H237V67H240V66H241V64H240L239 62H237L236 64L239 63L240 65L237 66V65L235 64V67H233V66H232L233 63H232V64H230L231 67H228V68L230 69V68L233 67V70H232V71H234V72H233V75L237 74V72H239L241 75H238V74H237V76H230V75H232V74H230L229 76H226V75H228V74H226V75L223 74L224 72L227 71V70H226V71H224V72H223V71H220L221 75L223 74V75L221 76L219 73H216V71H214V69H217V68H216L217 66H216V67H215V66H212V69H211V67H209V66H211V64H209V62H208L209 66L206 67V69H207V68H210L211 70L208 69V70H206L205 72H208L209 75H207V73H205V74H204V75H205V79H204V77H203L202 79H199V80H196V81L193 80V79H192L193 81H192V80H188V81H189V82H188V81H185V80L182 81L183 78H185V77H181V76H180L181 79H180L179 77H175V76H174V78L177 79V81H176L175 79L173 80V78H172L173 76L170 77V78H171L170 80H167V79H169V75H171V74L167 75L168 77L166 76L167 79H164L165 74H162V75H164V77L160 75L161 73H164V72H163V71H164L163 68H162V72H161V73H160V71L157 72V75H159V77H161V78L163 77V78H162L163 80L160 81L159 78H157V79H158V80H157V79L155 78V77H157V75H156V71L159 70V69H158V67L156 68L155 65H153V67L156 68V71L153 70L155 73L152 71V72H153V75L155 74V75H154L155 77H153V76L151 77L150 75H152V74L149 73V74H150L149 76L151 77L150 80H147L148 77H147V78L144 77V78H146V79H144V78H135V77H134V78H130V77L127 78V74H128V72H129V69H127V66L129 67L130 65L125 66V67H126V69H125V67H124L123 65H121V64H116L117 66H116L115 64H113L114 66H112V65H110L111 63H108ZM140 61H139V62H140ZM161 61H164V60H161ZM184 61H183V63H185ZM220 61H218V62L216 61V62L219 63ZM229 61L227 60V62H229ZM84 62H86V65L83 67V69L81 70L80 73L82 74V76H84V77H86V78H89L90 76L93 75V73H92L93 70H92V67H91V64H90L91 61H84ZM103 62H104V61H103ZM131 62H132V61H131ZM139 62H136V63H135V64L138 63L137 66L134 64V65L137 67L138 71H137L136 68L133 69V62H132V64H131L132 69H131V68H130V69L133 70L134 72L137 71V72L139 73V72H140V69H141V67H142V65H140L141 63H139ZM216 62H215V65L217 64ZM225 62H226V60H225ZM225 62H224V59H223V60H222V63L220 62L221 65L218 64V65H220V68H219V66H218V68H219V69L223 68V65H225V64H224ZM247 62H248V61H247ZM249 62H250V61H249ZM251 62H250V64H251ZM263 62H264V61H263ZM175 63H178L177 66L175 65ZM229 63H231V62H229ZM106 64H107V65L109 64L107 67H110L111 70L114 69V68H115V69H118V67H120L121 69H123V71L121 70V72H122V73L125 72V73H127V74H123V75H122L120 72H118V73H120V76L122 75V77H123V78L125 77V78H124V79H121L122 77H121V78L117 77L118 74H117L116 76H114L116 70H115V71L112 70V72L114 73L113 75H112V73H110V76L112 75L113 77H110V76L107 77V75H109V74L104 73L106 69L103 70L104 72L102 71V65H103V68H105V67H106V66H105ZM127 64H129V63H127ZM159 64H160V65H159ZM173 64H174V66H176L175 68H173ZM222 64H223V65H222ZM226 64L229 65L228 63H226ZM146 65L144 64L143 67H142V69L145 68ZM180 65H181L182 67H184V69H183ZM197 65L199 66L198 68H197ZM233 65H234V64H233ZM258 65H259V66H258ZM111 66H112V67H111ZM140 66H141V67H140ZM144 66H145V67H144ZM160 66H161V67H160ZM166 66H165V67H166ZM186 66H188L187 69H185ZM236 66H237V67H236ZM244 66H245V65H244ZM246 66H245V67H246ZM253 66H252V64H251V67H252V68H254ZM107 67H106V68H107ZM113 67H114V68H113ZM139 67H140V68H139ZM148 67H146L145 69H143V70H144V73H145V70L148 69ZM151 67H150V68H151ZM153 67H152V68H153ZM165 67H164V69H165V71H166L167 69H166ZM225 67H226V65H225ZM225 67H224V68H225ZM245 67L242 68V69H245ZM251 67L248 66V68H247V67H246V68H247V69H251ZM262 67H263V68H262ZM150 68L148 69L149 72H150V70H151ZM179 68H178V69H179ZM194 68H193V71L195 70ZM213 68H214V69H213ZM234 68H235V69H234ZM236 68H237L238 71L235 72ZM240 68H241V67H240ZM110 69L107 68V70H108L109 72H110ZM124 69H125L126 71H124ZM142 69H141V70H142ZM178 69H177L176 71H178ZM180 69H179L178 72H176V71H174V72H175V73H180V72H181ZM219 69H217V70H219ZM229 69H228V70H229ZM242 69H241V70H242ZM256 69H255V70H256ZM107 70H106V71H107ZM143 70H142V71H143ZM209 70H210L211 72H210ZM255 70H254V71H255ZM118 71H120V69H118ZM133 71H132V73H133ZM142 71L140 72V74H137V76H138V75H141V76L144 75ZM148 71H147V72H148ZM170 71L167 70L165 73H166V74H167V72L170 73ZM213 71H214V72H213ZM229 71H230V70H229ZM229 71H227L226 73H228ZM232 71H231V72H232ZM245 71H247V70L245 69ZM147 72H146V73H147ZM152 72H151V73H152ZM217 72H219V71H217ZM231 72H229V73H231ZM242 72H243V71H242ZM252 72H253V70H249L248 74L250 73V75H253V76H254L256 73L254 72V74H253ZM116 73H117V72H116ZM141 73H142V74H141ZM158 73H160V74H158ZM171 73H172V72H171ZM215 73H216V74H219V76L216 75ZM234 73H235V74H234ZM246 73H247V72H246ZM251 73H252V74H251ZM129 74L131 75V73H129ZM180 74H182V73H180ZM214 74H215V75H214ZM263 74H264V73H263ZM104 75H105V76H104ZM132 75H135V73H133ZM145 75H146V74H145ZM172 75H173V74H172ZM174 75H176V74H174ZM177 75H179V74H177ZM198 75H199V76H198ZM204 75H203V76H204ZM212 75L215 76V77H213ZM243 75H244V73H243ZM259 75H262L263 78H262V76H261V78L259 77L260 79L258 80L257 78H258ZM141 76H139V77H141ZM206 76H207V78H206ZM209 76H211V77L208 78ZM217 76H218V77H217ZM239 76H240V77H239ZM193 77H194V76H193ZM238 77H239V78H238ZM241 77H242V78H241ZM153 78L156 79L157 81H156V80H152ZM251 78H252V79H251ZM148 79H149V78H148ZM179 79H180V80H179ZM250 79H251V80H250ZM178 84H179V83H178ZM178 84H177V86H178ZM181 85L183 86V83H182ZM179 86H180V84H179ZM156 87H158L159 90L156 89ZM180 87H181V86H180ZM152 88H151V89H152ZM182 88H183V87H182ZM182 88H181L180 91H182ZM151 89L148 88V90L146 89L145 91H149V90H151ZM178 89H179V87H178ZM152 90H153V89H152ZM172 90H173V91H172ZM186 90H187V89H186ZM189 90H190V89H189ZM191 90H190V91H191ZM178 91H179V90H178ZM183 91H184V89H183ZM236 128H237V130H236L235 132H222V134H220V135L216 138V140H215V148H214V152H213V154H212L211 166H213V170H212V171H213L214 177H216L217 180H219V178H220V181H218V182L221 184V187H224L225 189H226V188H229V183L227 182V180H226L225 178L220 177V176H222V174H224L225 171H227V169H228V167H229V164H231V163L233 164V163H235V162H237V161H244V168H245L246 172H247L249 175H251L254 179L258 180V181L261 182V183H264V114L261 115V116H259V117H258V116H256V117L252 116V117H250V118L244 120V122L239 123V124L236 126ZM229 217H230V218H229V221H230V227H229V228H230V233H232L233 235H244V236H248V235H256L257 232H258V234H259V232L264 233V229H263V227H262V225H261L260 223H257V222H255L254 224H248V223H246V221H244V220L242 219V215H241L239 212L235 211V210H234L233 212L229 213ZM228 226H229V225H228Z\"/></svg>",
  "mask_w": 264,
  "mask_h": 264
}]
</instances>
